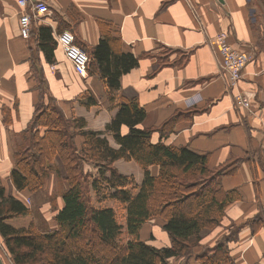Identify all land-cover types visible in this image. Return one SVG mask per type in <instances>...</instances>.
<instances>
[{
	"label": "crops",
	"instance_id": "0c3cea01",
	"mask_svg": "<svg viewBox=\"0 0 264 264\" xmlns=\"http://www.w3.org/2000/svg\"><path fill=\"white\" fill-rule=\"evenodd\" d=\"M38 1L52 14L31 18L24 38L18 31L16 0H0V183L5 193L21 199L34 216L37 209L42 211L40 221L34 217L39 230L55 229L61 195L58 207L50 210L53 188L44 185L37 196L43 203L33 207V194L16 190L9 179L19 132L35 104L51 101L67 117L83 118L84 129L96 130L91 122L110 121L120 98L134 96L145 111L139 126L157 129L151 142L207 154L215 189L231 194L219 223L202 230L190 254L172 257L171 264H203L197 256L218 245L226 248L229 261L215 264H264V0ZM57 17L85 51L109 32L119 38L121 51L138 57L137 65L121 75L113 101L103 79L95 72L78 74L58 44L51 59L40 48L39 27L50 26L54 36L61 26ZM220 32L233 49L249 56L242 78L233 86L217 63L215 36ZM238 93L247 96L251 112L236 106ZM120 131L125 134L127 126ZM76 137L80 144L82 137ZM106 137L110 146L118 147L110 132ZM113 165L140 183L143 169L136 161L118 159ZM149 170L155 175L158 166L150 165ZM101 199L96 196V201ZM164 222L158 216L146 221L140 238L157 247L169 246ZM0 244V264H13L1 236Z\"/></svg>",
	"mask_w": 264,
	"mask_h": 264
},
{
	"label": "trees",
	"instance_id": "16d2710c",
	"mask_svg": "<svg viewBox=\"0 0 264 264\" xmlns=\"http://www.w3.org/2000/svg\"><path fill=\"white\" fill-rule=\"evenodd\" d=\"M57 19L59 32L66 24ZM38 36L40 48L51 59L57 44L51 27L41 25ZM119 44L117 36L106 32L86 50L90 57L87 72L103 79L110 101L118 96L121 75L138 63V57L121 51ZM41 100L19 132L9 179L16 190L32 193L54 172L63 183L59 188L63 206L54 216L56 228L41 231L31 209L21 199L6 194L0 183V236L13 264H171L172 257L190 254L202 230L219 223L231 194L215 189L207 154L152 143L151 133L157 129L139 126L145 111L136 97L120 98L115 115L106 125L118 147L110 146L99 132L84 129L83 118H69L55 103ZM122 125L128 128L125 134L120 131ZM158 129L163 131L162 126ZM75 136L82 137L80 144ZM118 159L134 160L143 169L135 191L134 177L114 167ZM89 163L95 165L99 176L90 174L86 168ZM150 165L158 166L157 174L150 173ZM105 187L110 191L102 195ZM91 189L97 197L123 205L126 238L122 242V224L116 211L111 206L90 204L86 193ZM156 216L165 221L169 246L157 247L139 236L142 224ZM197 259L215 264L228 262L229 256L226 248L218 245Z\"/></svg>",
	"mask_w": 264,
	"mask_h": 264
},
{
	"label": "built area",
	"instance_id": "2783aa9c",
	"mask_svg": "<svg viewBox=\"0 0 264 264\" xmlns=\"http://www.w3.org/2000/svg\"><path fill=\"white\" fill-rule=\"evenodd\" d=\"M18 12V31L21 37H28L30 32L31 18L45 17L52 14L51 9L44 1L16 0ZM55 39L66 59L73 69L80 75H86L89 54L75 41V35L70 29L56 32ZM218 48V67L226 72L229 85L233 86L242 78V71L249 56L233 49L227 42L225 33L220 32L215 36ZM235 104L251 112L250 102L246 95L238 93L234 97ZM1 245V244H0ZM2 253L0 252V260Z\"/></svg>",
	"mask_w": 264,
	"mask_h": 264
},
{
	"label": "rangeland",
	"instance_id": "374dc122",
	"mask_svg": "<svg viewBox=\"0 0 264 264\" xmlns=\"http://www.w3.org/2000/svg\"><path fill=\"white\" fill-rule=\"evenodd\" d=\"M98 121L95 120V121L91 122L92 125L94 124L95 127H98V129H96L94 131L99 132L101 135H104L106 137V134L109 132V131L106 130L107 129L106 128V125L110 121H108L106 123L99 122V124H98ZM85 127H87V125ZM87 129H89V128H87ZM75 138L77 139L76 136H75ZM106 139H107V137H106ZM107 141H108V139H107ZM54 163H55V161H54ZM94 166L95 165H92V164L90 165L89 164V165H86V168L90 172L91 175H94L95 174L96 176H99V174L97 172V169H96V167L94 168ZM124 166H125L124 168H126V165H124ZM53 174H55V173H53ZM53 174H51L49 177H47L48 179L46 178L45 181H44V185H46V186H49L50 185V189L51 190L53 188V192H52L51 196L49 197V200H50L49 201V206H50V210H52V211L55 210L58 207V205H59V196H60V194H59V188L60 187L61 188L63 187V183L61 181H59L58 179H56ZM55 186H57V187H55ZM136 187H137V185L134 186V188H132V191H135L136 190ZM41 189L43 190V188H41ZM41 189H39V191L32 192V194H33V203H34V206L33 207H37V206L40 207V204L43 203V202L40 203L39 200H38V198H37V196L39 195ZM108 191H110V189H107V187L103 188L102 191H101L102 192V195L107 194ZM86 195L89 198V203L90 204H93V205L98 206L99 204L104 203V205H112L113 206L114 210L116 211L117 220H118L119 223L122 224V232H121V234L119 236V242H122L126 238V234H125V230H124L125 214H124V207H123V205L120 204L118 201L116 202V200H115V203H117V204H115V203H113V202H111V201H109L108 199H105V198L101 199L100 201H96V193L92 189H91V191L88 190L87 193H86ZM190 199H193V198L190 197ZM40 212H42V211H40V209H37L36 210V213H35V216L33 215V212H32V216H33L34 222H35V218L38 221L41 220L40 219L41 218V213Z\"/></svg>",
	"mask_w": 264,
	"mask_h": 264
},
{
	"label": "bare ground",
	"instance_id": "6f19581e",
	"mask_svg": "<svg viewBox=\"0 0 264 264\" xmlns=\"http://www.w3.org/2000/svg\"><path fill=\"white\" fill-rule=\"evenodd\" d=\"M54 37H55V35H54ZM76 41V40H75Z\"/></svg>",
	"mask_w": 264,
	"mask_h": 264
}]
</instances>
